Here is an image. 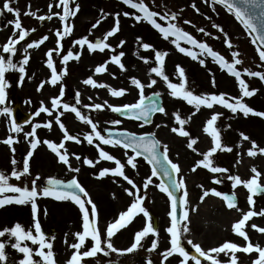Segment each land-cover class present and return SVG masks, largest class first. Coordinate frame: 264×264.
<instances>
[{
  "label": "rangeland",
  "instance_id": "374dc122",
  "mask_svg": "<svg viewBox=\"0 0 264 264\" xmlns=\"http://www.w3.org/2000/svg\"><path fill=\"white\" fill-rule=\"evenodd\" d=\"M107 1L77 0L81 6L80 10L75 17H70L68 21V23L73 25V31L63 39V43H61L64 45V49L61 56L58 57L54 53L53 61L57 68V74H59L63 70V65L61 64L62 55L66 54L69 48L74 53L81 51L80 46L74 45L73 41L84 36H87L92 42H95L97 38L103 40L105 34L115 25V14L120 13V31L114 36L108 37L107 41H105L112 44L115 51L105 49L101 52L97 49L95 52H91L87 45H85L80 59L78 61L73 59L68 62L67 75L63 76L61 81L56 85H51V69L46 64V53L49 49L57 47L56 42L58 37L55 35V31L57 29L62 31L64 22L56 16H53L51 20L46 18L41 21L38 19V16L49 14L48 6L50 3L53 4L51 9L53 13L60 12L62 14L63 7L56 6L58 0H14L12 7L20 10L22 27L35 29L34 32H30V35L24 41H20L17 45V53L13 56L14 61L22 59L23 48L27 46V43L38 40L44 35H48L49 39L38 48L33 47L29 49L31 54L30 60L29 64L25 66L27 75L22 83H19L20 73L18 71L5 73V79L9 81V86L6 88L7 97L5 105L13 109L19 102L23 111L35 115V112L41 107V102H43V106L51 109V99L59 95L60 88L63 86L65 96L62 98V101L76 104L83 115L89 116L94 122L98 121L99 130L102 134H104L103 129L109 126L138 133L154 132L162 142V146L164 144L168 146L169 159L173 163L179 164L180 172L177 173L178 179L182 177L185 180L189 192V196L186 198L188 204L182 202L183 211L185 208L189 211L190 221L186 222L190 231L183 235L184 243L191 247L192 245L188 244L187 241L192 240L193 244L199 243L205 251L212 247H217L226 241L237 243L243 248L248 241L234 232L233 225L242 218L245 212L252 210L257 213V206L260 207L259 211L264 209V198H256L253 195L254 204L250 205L247 201L250 192L246 186L243 185L241 188L236 186L233 189V182L228 180L227 176L229 174L239 175L241 179H250L254 175L251 169L255 166L262 173L259 183L264 184V154L258 153L254 157L248 155V150L252 147V140L257 142L258 147H264V117L254 114H249L245 117L242 111L233 113L230 109L219 103L214 104L211 108L202 105L200 110L196 111L195 106L189 105L183 98L173 97L171 89L163 78L155 73H150V69L158 65V62L155 60L154 49L168 52V55L165 57L164 70L173 83L182 82L177 74V65L185 69L187 87L195 94L214 93L219 95L220 93H225L227 98L233 96L240 97L242 92L239 89L237 78L228 73L227 69L223 68L210 55L202 56L205 59V65H201L198 60L181 53L172 44L171 41L175 37L166 39L150 22H137L132 15L127 17L123 15L124 12L140 14L138 10L124 4L123 0ZM145 2L149 5L150 9L159 11L162 14L165 11L179 12L180 16L175 21L176 23L198 40L206 41L213 50L219 51L229 61L234 59L232 52L239 51V59L243 61V64L236 66L240 70L248 67L254 71H264V61L259 60L256 46L252 44L251 37L243 25L235 18V15L229 13L224 7L216 4L214 11L211 0L207 4L203 0H195L197 7L200 9V12H197L191 6L192 0H155V4L152 3V0H145ZM29 6L31 11L37 12V16L24 14L29 11ZM2 7L3 0H0V8ZM70 7L74 8L75 3H71ZM101 9L107 14L106 18L102 19L96 27H93L102 15ZM15 19V14L7 10L0 15V45L5 44L8 38L12 36L15 29L14 25L9 22ZM157 20L165 26L168 24V21L159 17ZM185 20L192 21V24L184 23ZM213 24H220L225 29L228 33V38L233 42L232 48L227 46L224 34L214 28ZM199 27L205 28L206 32L212 35L206 36L204 33L199 32L197 30ZM15 31L17 36L13 38L18 37L20 30ZM137 38H142L143 42L154 45V49H144ZM121 40L125 41L122 47L118 46ZM180 43L183 47H192L186 41H181ZM193 50L198 51V49ZM120 51L125 53V56L121 58L122 63L125 65V70H121L114 62H109L107 64V71L102 73L95 72V68L98 65L105 61H110V57L118 54ZM137 52H139V56L136 54ZM7 55L5 54L6 58ZM141 56L147 58L148 62L145 63L144 60H141ZM113 74L115 75L113 76ZM29 76H32V79H29ZM90 76L98 83L110 85L117 90L125 88L127 91L123 96L115 97L111 94V90L108 87H93L85 84L83 81ZM213 76L216 81L215 86L212 83ZM132 77L138 78L145 85H148L152 79H156L157 83L155 85L145 87L144 95L147 96L156 91L160 92L165 99L167 115L159 114L154 118L150 126H145L140 122L118 118L107 107L102 110L84 107V105L94 103L102 104L105 101L113 106L137 102L139 99V89L131 84L130 78ZM243 78L248 83L249 90H258L253 96L244 97V102L257 111H264V81L258 77H250L246 73H243ZM41 81H45L46 83L43 89L38 90ZM77 92L80 94L79 103L75 99ZM89 97H91V100ZM60 111L64 113L61 116L60 122L64 123L69 134L77 135L80 141H64L70 163L73 168H80L79 173L70 171L67 165L60 162L58 156L43 143L44 140H49L51 137H53L51 141L57 144L63 140L64 132L59 127V122L55 120V116L59 115V112L55 110L50 113L41 112L39 116L35 115L32 121L28 122L29 124L21 125L23 131L19 133L10 132L13 121L12 115H0V169L5 170L9 176L13 168L17 170L22 169L23 160L26 158V153L30 147L28 140L32 139L31 137L25 139L24 133L31 131L32 126L35 123H39L41 127L37 129L36 136L41 140V143L34 150L33 157L29 159L31 176L26 181L24 178L16 180L14 177H10L9 182L21 186L27 182L30 186L31 178L39 174L40 179L37 181L36 186L38 190H42L43 183L49 177L78 179L97 205L98 215L94 217L90 206L86 204L89 207L90 220L96 219L102 240L106 239L107 225L114 222L118 218L119 213L127 210L133 202L134 197L129 196L125 191V189H129L132 186L127 181H124L122 177L111 173L103 178L97 177L96 174L101 169L116 167L114 161L100 159L94 166H88L83 164V159L85 156L94 161L98 159L99 151L95 147V143H100L105 151L115 155L122 163H126V150L122 146L104 145L98 139H94V144L89 145L85 136L88 132L92 131L91 126L81 121L70 109L64 110L62 105ZM177 113L182 119L191 116V120L184 125V128L190 133L191 138H198L193 149L187 147V144L190 142L189 137H183L177 132L172 131L173 128L180 127L179 121L176 120L175 116ZM193 113L195 114L193 115ZM214 113L222 114L216 122V127L221 131L222 143L232 148L231 152L218 150L211 158L213 166L229 169V173L225 174L212 173L210 169L203 166L196 168L195 171L192 170L194 165L203 159V153L214 146V138L211 133L205 130L207 120ZM112 120H121L122 123L120 125H112L110 123ZM48 121H52L50 128L46 127ZM158 124L160 127H156ZM241 132L247 135L249 140H243L240 135ZM9 135H13L16 138L12 146L3 142ZM12 147H15V153L11 151ZM127 151L129 155L132 154L131 151ZM72 153L80 155L81 159L76 160L72 156ZM13 158L17 161L16 165H12L11 163ZM124 171L141 188V195H144L145 191L147 192L143 206L148 209V212L153 211V213L157 214L159 225L158 249L152 252L148 251L153 239L156 238L153 234H149V236L141 241L143 247L132 253H125L123 255L116 252H110L107 255L98 253L96 257L84 258L83 264H97V260H99L100 264H109V261H112V264H147L149 257L153 259L154 264H179L182 258L178 253L173 254L167 261H162L161 257V253L170 247V234L166 232V229L170 226L171 222V217L168 215L171 211V200L166 193L157 187L161 183L160 180L157 177H152L154 183L149 185L148 189H143V182L146 177L151 175V168L145 160L138 157L137 168L133 169L131 166L126 165ZM217 176L222 178L223 183L217 184L215 182L214 177ZM200 185H203L205 189L216 188L222 192L235 191L239 197V204L229 209L224 204L222 197H217L213 194H210L201 201L199 197L202 195L203 189ZM0 195H14V193L9 191ZM182 196L183 190H181ZM54 199L53 197H38L36 200L38 205L37 215L42 230L46 233V238L55 237L53 241L54 258L58 264H65L74 251L69 245L77 242L75 233L82 229V217L78 205L73 201L70 203L66 202L67 200L56 201ZM19 206L21 205L12 203L0 207V229L12 227L16 222L21 223L25 230L32 227L31 213L29 214V211ZM24 206L27 209L30 206V211L32 210L30 203ZM45 209H47V214H45ZM253 224L254 219L251 217L246 222L244 230L253 244L259 243L262 246L264 240L263 243L259 241L260 235L256 231L257 228L252 227ZM145 226L146 217L143 213H138L125 228L120 229L112 237L114 247L119 249L128 248L134 242L135 233L142 230ZM52 228H54V231H51ZM34 234L36 233L34 232ZM65 237H67V243H65ZM0 239L7 241V234ZM14 242L15 238L13 237L12 243ZM21 243L22 246L26 243L34 250L38 248V244L34 245L31 241H22ZM92 243L90 237L86 238V244L81 250H87V248L91 247ZM5 251L8 257L5 264H18L19 260L24 258V254L13 249L10 243L6 244ZM237 253L239 251L236 252L238 256ZM230 257L231 253L228 255L221 253L217 258L221 261H228ZM34 259H39L38 255H34ZM255 259V252L249 254L243 252V254L240 253L238 264H253ZM189 264H191V260H189Z\"/></svg>",
  "mask_w": 264,
  "mask_h": 264
},
{
  "label": "snow or ice",
  "instance_id": "6c2138e0",
  "mask_svg": "<svg viewBox=\"0 0 264 264\" xmlns=\"http://www.w3.org/2000/svg\"><path fill=\"white\" fill-rule=\"evenodd\" d=\"M14 0H3V7L0 8V15L7 10L10 13H14L16 19L14 21H10L14 25L15 30H20L19 35L16 37V31L12 33V36L8 38L7 42L3 45H0V115H8L10 116L12 113V109L9 106L5 105V100L7 97L6 88L9 86V81L5 79V73L9 71H18L20 73L19 83H22L25 79L26 73V65L29 64L30 60V52L29 49L33 47L38 48L45 41L49 39L48 35L42 36L38 40H34L31 43H27V46L23 48V56L19 61H14L13 56L17 53V45L20 41H24L26 37L30 35V32H34L35 29L23 28L21 23V13L18 8L12 7ZM204 3H209V0H203ZM71 3H75V7H70ZM123 3L126 5H130L133 9L138 10L140 14L128 13L124 12L123 15L125 17L132 15L134 20L137 22L140 21H148L150 24L157 29L164 38L175 37L172 39V44L176 46V48L189 57L196 59L199 61L201 65H205V59L202 56H211L214 60L218 61L219 64L227 69L228 73L232 74L238 80L239 89L242 92L240 97H227L225 93L217 94H195L191 89L187 87V78L185 76V69L182 66L177 65L178 76L181 78V83H173L168 75L165 73L164 64L165 57L168 55L167 51L155 50L154 45L150 43H146L142 41V38H137L138 42H140L141 46L144 49H154L155 51V60L158 62V65L152 67L150 69V73H155L163 78V80L167 83V86L171 89V95L176 98H183L189 105H194L196 111L200 110V107L207 106L208 108L213 107L214 104L219 103L220 105L225 106L227 109H230L233 113H237L238 111H242L243 115L247 117L249 114H254L259 117H264V111H257L254 108L250 107L247 103L244 102V97H251L254 95L257 89L249 90V85L246 80L243 78V73H246L250 77H258L262 81H264V71H254L251 68L244 67L242 70L238 69L236 65L243 64V61L239 59L240 52L234 51L232 52L233 60L229 61L225 58L219 51L213 50V48L206 42L198 40L195 36L186 31L183 27H181L177 21L180 16L179 12L176 11H165L163 14L159 11H155L150 9L149 5L145 2V0H123ZM152 3L155 4V0H152ZM219 4L224 6L229 13H234L235 18L244 26L247 30L248 35L251 37V42L256 46V50L258 52L259 60L264 61V0H211V5L213 10L215 11V5ZM57 7H63L62 14L60 12H51L53 4H49V14L40 15L38 19L43 21L46 18L51 20L53 16L59 17V19L64 22L63 30L57 29L55 31V35L58 37L57 47L54 49H49L46 53L47 60L46 64L51 69V77L50 84L56 85L59 81H61L62 77L67 75L68 68L67 64L70 60H79L82 55V50L85 45H87L88 49L91 52H95L97 49L103 52L105 49H111L115 51L113 45L107 43L108 37L114 36L116 33L120 31V13L115 14V25L112 27L104 36V39H97L96 42H92L88 39L87 36H84L80 39L73 41L74 45H79L81 48L80 52L74 53L71 48H69L66 54L61 57V64L63 65V70L59 74H57V68L53 61V54L60 57L61 53L64 49V45L61 41L69 36L73 31V25L68 23L70 17H75L80 10V4L77 0H58L56 4ZM191 6L197 11L200 12V9L197 7L195 0H192ZM182 11V10H181ZM101 17L96 21V24L93 27H96L102 19L106 18L104 10L101 9ZM25 15L37 16V12L31 11L29 6V11L24 13ZM161 18L165 21H168L167 26L158 22L157 18ZM209 19H211L209 17ZM184 23L192 24V21L185 20ZM213 27L218 29L219 32L223 33L225 36V43L229 48L233 47V42L230 38H228V33L220 24H213ZM199 32L204 33L206 36H211L212 34L206 32L205 28L199 27L197 29ZM181 41H186L188 45L192 47H183L181 46ZM125 43L124 40L119 41L118 46H123ZM198 49V51L193 50ZM7 55V58L5 56ZM139 56V52L136 53ZM125 56L123 51H120L116 55H112L110 57V61H105L104 63L98 65L95 68L96 73H102L107 71V64L109 62H114L116 65L120 67L121 70H125V65L122 63L121 58ZM141 60H144L145 63L148 62L147 58L140 57ZM115 74H113L114 76ZM32 79V76L28 77ZM131 84L135 85L139 89V99L135 103L131 104H123L122 106H113L109 104L107 101L104 103H94L91 105H84L85 108H94L97 110H102L105 107L111 109V111L115 113H126L138 120H143L144 123H150L151 121L148 117L151 116L153 112H160L167 115V112L164 107L160 106L155 99H152L150 103H145L148 99L144 95L145 87H151L157 83L156 79H152L148 85L142 83L138 78L132 77ZM85 84L91 85L93 87H108L111 90V94L115 97H120L125 94L127 89L125 88H112L110 85H106L103 83H98L91 76L83 81ZM45 81H41L38 86V90L43 89ZM212 83L215 86V77L212 78ZM154 95H158L154 94ZM65 96V89L62 86L60 88V92L58 96H55L51 99V109L43 106V102H41V107L35 112L36 116H39L41 112L50 113L55 110L59 112V115L55 116V120L59 122V127L63 130L64 136L63 140L57 144L51 140H44L43 143L46 144L57 156L60 162H63L67 165L70 171L79 173L80 168H73L72 164L69 160V155L67 153V149L65 148L64 141H76L80 142L77 135H72L68 133V129L65 127L63 122L61 121V116L64 114L60 111V107L62 105L64 110H71L75 115L84 123L91 126L92 131L88 132L85 136V139L89 145L94 144V139H98L104 145H112V146H123L125 149L126 163H122L120 159H118L115 155L110 154L105 151L103 147H101L100 143H95V147L99 151V157L96 161L88 158L87 156L83 159V164L88 166H94L95 163H98L100 159H105L108 161H114L116 167L114 168H103L96 175L98 178H103L107 176L109 173L113 175H118L122 177L124 181H127L129 185L132 187L129 189H125L129 196L134 197L133 202L127 208V210L119 213L118 218L115 219L114 222L109 223L106 227V239L102 240L100 229L96 222V219L90 220L89 205L91 208V213L94 217L98 215L97 213V205L93 202L89 193L85 190V188L81 185L80 181L76 178H73L67 183L63 180H59L53 177L48 178V185L44 187L42 190L37 189V181L40 179L39 174L35 177L31 178L30 186L29 183H23V186L10 183V177H14L16 180H21L22 178L27 180L28 177L31 176L30 173V164L29 159L33 157L34 150L37 149L38 145L41 143V140L36 136L37 129L41 127L39 123H35L31 131L25 132V139L31 137L32 139L28 140L30 144V150L26 153V158L23 160V166L21 170H17L13 168V170L9 174L5 172V170L0 169V194H4L6 192H12L14 195H0V207H4L6 205L16 203L18 205H27L31 204V208L33 211V226L25 230L24 226L21 223L16 222L12 227H4L0 229V238L5 237L7 234V241L4 239H0V264H5L8 260L6 255V244L10 243L13 249L19 251V253L24 254V258L19 260L18 264H58L57 260L54 258L55 253L53 250V241L55 237L46 238L45 231L42 230L40 220L38 218V205H37V197H53L58 201H66L71 200L76 205L79 206V209L82 211V231H78L75 233V237L77 238V242L69 245L70 248L74 249L71 257L65 262V264H83L84 258L96 257L98 253L110 254V252H116L120 255L125 253H132L135 250L143 247L141 241L149 236V234H153L156 238L153 239L149 252L158 249L159 242V230L154 226L151 216L149 215L148 209L143 206V202L147 195L145 191L144 195H141V188L135 184V181L132 180L128 175L125 174L126 165L131 166V168H137V157L143 156L147 162L152 166L151 175L145 178L143 182V189H148L149 185L154 183L152 177L159 176L161 173L159 169H163V175L167 176L171 181L170 184H165L163 180L157 187H159L164 193L171 198V211L168 215L171 217L170 226L167 227L166 232L170 234V247L165 249L161 253L162 261H167L169 257H172L173 254L178 253L182 258L179 261V264H189V260L195 261V264H201L199 257H206L207 261L211 262V264H238V257L236 255L237 251L242 250L244 253H252L253 251L257 252L258 258L253 261V264H264V246H261L259 243L253 244L248 237L247 232L244 230L245 224L250 220L254 215H262L264 216V209H262L259 213H255L252 210L245 212L242 218L236 221L233 225L234 232L239 234V236L243 237L248 243L246 246L241 248L240 245L234 242H224L223 244L212 247L205 251L199 243L193 244L192 240H188L187 243L191 244L193 248H195L196 253L199 256L193 254L190 256L189 252L185 249L182 244V237L185 233L190 231L188 223L189 221V211L187 208L183 211L182 215L178 217L177 208H178V198L174 195L171 190L173 187L183 190V196L179 199L184 203L188 204V200L186 199L189 196V192L187 190L185 180L181 177L180 179H174L173 171L176 173L180 172V166L178 163H173L168 156V146L164 144L162 146V142L156 137L154 132L151 133H143L137 134L135 132L123 130L119 131L117 135V131L115 129L109 128L106 130L107 135L102 134L99 130V122H94L87 115H83L81 113L80 108L76 106V104H70L67 102H63L62 98ZM76 102H80V94L77 92L76 94ZM91 100V97H89ZM195 113H193L194 115ZM222 115L221 113H214L206 122V131L211 133L214 138V146L211 147L207 152L203 153V159L199 160L193 167V171L200 166H203L207 169H210L212 173H220L225 174L229 173V169L226 167L213 166V160L211 159L214 154L220 151L227 150L228 152L232 151V148L222 143L221 140V131L218 127H216V122L218 118ZM176 120L179 121L180 127L173 128V132H177L179 135L183 137H189L190 142L187 144L189 149H193V146L197 143L198 138H191L190 133L185 130L184 125L191 120V116H188L186 119H182L180 115L175 114ZM27 123V121H25ZM112 125H120L122 123L121 120H112L110 121ZM52 121H48L46 127H51ZM156 127H160V125H156ZM23 128L19 123H16L14 120L12 121V127L10 132L19 133L22 132ZM243 140H249V137L245 135L243 132L240 133ZM14 139H16L13 135L7 136V138L3 141L4 143L12 146L14 143ZM18 142V140H17ZM252 147L248 150L249 156H256L259 154H264V147H258L257 142L251 141ZM161 146L163 147V152L161 154ZM63 149V151H61ZM127 150H131L132 154L129 155ZM11 151L15 153V147L11 148ZM72 156L75 157L76 160H80V155L76 153H72ZM12 165H16L17 161L15 158L11 161ZM252 172L254 175L251 176L250 179H241L239 175H231L227 176V179L232 181L233 189L236 188L237 185H244L249 190L250 194L247 197V201L250 205L254 204L253 195L256 193L264 192V184L259 183V180L262 176V173L257 170L255 166L252 167ZM215 182L217 184L223 183V180L220 176L214 177ZM203 189L202 195L199 197L201 201H203L210 194H213L217 197H222L227 202V207L229 209L233 208L236 205V192L232 191L231 194L218 191L216 188L205 189L203 185H200ZM78 190V191H77ZM18 194V195H15ZM83 198H82V196ZM143 213L146 217V226L143 227L142 230H139L134 235V242L126 249L115 248L113 245L112 237L120 230L125 228L133 218L138 214ZM45 214H47V209H45ZM253 228L257 226L255 224L252 225ZM261 233H264V228H259ZM34 232L36 234H34ZM15 238V242L12 243V238ZM91 238L93 242L91 247L87 248V250H81L82 247L86 244V238ZM22 241H31L32 244H38L37 249H33L29 247L26 243L22 246ZM65 243H67V237H65ZM47 249V250H45ZM224 253L228 255L231 253L230 260L221 261L217 257L219 254ZM215 254V255H214ZM34 255H38L39 259H34ZM97 264H100L99 260H97ZM109 264H112V261H109ZM147 264H154V261L151 257L147 259Z\"/></svg>",
  "mask_w": 264,
  "mask_h": 264
},
{
  "label": "water",
  "instance_id": "95a60500",
  "mask_svg": "<svg viewBox=\"0 0 264 264\" xmlns=\"http://www.w3.org/2000/svg\"><path fill=\"white\" fill-rule=\"evenodd\" d=\"M152 99H155L156 101H157V103L160 105V106H162V98H161V96L158 94V95H151L146 101H145V103H150L151 102V100ZM155 112H153L152 114H151V116L150 117H148V119L150 120V121H152V116H153V114H154ZM118 115H121V116H128V117H133V116H131V115H129V114H126V113H117ZM15 116L18 118L19 117V111L17 110V109H15ZM151 123V122H150ZM107 133V132H106ZM119 134V131H117V135ZM161 154H162V152H161ZM159 171H160V178L163 180V182L165 183V184H170L171 183V181L169 180V178L167 177V176H164L163 175V169H159ZM173 177H174V179H176L175 178V173H174V171H173ZM172 191H173V193H174V195L178 198V188H175V187H173L172 189H171ZM180 212H181V208H180V200H179V198H178V208H177V215H178V217L180 216Z\"/></svg>",
  "mask_w": 264,
  "mask_h": 264
},
{
  "label": "flooded vegetation",
  "instance_id": "af4514ba",
  "mask_svg": "<svg viewBox=\"0 0 264 264\" xmlns=\"http://www.w3.org/2000/svg\"><path fill=\"white\" fill-rule=\"evenodd\" d=\"M237 187H238V188H241V187H243V185H237ZM54 200H56V199H54ZM56 201H58V200H56ZM66 202H70V203H72V201H70V200H67ZM19 207H23V209L29 211V214L31 213V211H30V206L28 207V209H27L26 206H24V205H21V206H19ZM263 207H264V206H263ZM257 209L260 210V207L257 208ZM17 210L20 211L18 208H17ZM20 212H21V211H20ZM254 221H255V225L258 227V229H259V228H264V216L255 217ZM32 223H33V217H32ZM257 233L260 235V237H259V241L263 243V240H264V233H261L259 230H257ZM263 245H264V243L262 244V246H263ZM258 255H259V254H258L257 252H255V257H256V259L258 258ZM237 257L240 258V254H238ZM193 264H195L194 261H193Z\"/></svg>",
  "mask_w": 264,
  "mask_h": 264
},
{
  "label": "trees",
  "instance_id": "16d2710c",
  "mask_svg": "<svg viewBox=\"0 0 264 264\" xmlns=\"http://www.w3.org/2000/svg\"><path fill=\"white\" fill-rule=\"evenodd\" d=\"M107 2H110V1H107Z\"/></svg>",
  "mask_w": 264,
  "mask_h": 264
}]
</instances>
